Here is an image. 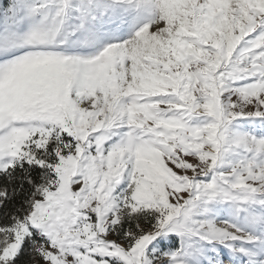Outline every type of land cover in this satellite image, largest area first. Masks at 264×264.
I'll return each instance as SVG.
<instances>
[{"label":"snow or ice","instance_id":"obj_1","mask_svg":"<svg viewBox=\"0 0 264 264\" xmlns=\"http://www.w3.org/2000/svg\"><path fill=\"white\" fill-rule=\"evenodd\" d=\"M0 264H264V0H0Z\"/></svg>","mask_w":264,"mask_h":264}]
</instances>
